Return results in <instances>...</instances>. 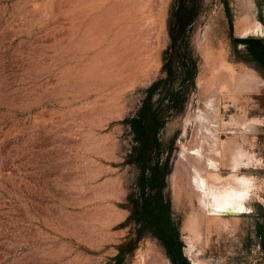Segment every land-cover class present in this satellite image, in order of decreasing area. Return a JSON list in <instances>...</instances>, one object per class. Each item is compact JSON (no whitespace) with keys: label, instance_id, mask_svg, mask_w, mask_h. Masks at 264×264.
<instances>
[{"label":"rangeland","instance_id":"374dc122","mask_svg":"<svg viewBox=\"0 0 264 264\" xmlns=\"http://www.w3.org/2000/svg\"><path fill=\"white\" fill-rule=\"evenodd\" d=\"M185 2L194 20L175 51L178 0H0V264H142L151 245L170 264H264V84L221 96L222 122L242 112L262 120L220 130L253 155L240 171L255 178L250 211L188 253L181 170L172 182L181 145L192 142L186 120L214 74L231 64L264 80L242 43L264 40L242 34L264 26V0ZM149 95L162 124L159 146L142 158L129 122ZM167 220L180 250L167 241Z\"/></svg>","mask_w":264,"mask_h":264},{"label":"bare ground","instance_id":"6f19581e","mask_svg":"<svg viewBox=\"0 0 264 264\" xmlns=\"http://www.w3.org/2000/svg\"><path fill=\"white\" fill-rule=\"evenodd\" d=\"M242 34L263 36L264 26L258 21L251 22L244 27ZM217 58H215L216 62ZM219 61L221 63V60ZM240 71H235L231 64H227L216 74L213 73L215 75L213 78L215 80L212 79L213 86L209 82L212 87L208 85L207 94L200 97L201 109L198 114L186 120L193 126L192 142L188 146L181 145L172 182L175 183L181 170L186 179L187 194L192 208L184 226L188 253L192 252L195 243L202 238H206L208 242L214 231L220 233L224 228H228L230 223L227 217L235 218L237 214L250 211L248 201L252 192H255L256 182L255 178L241 175L240 171L249 165L253 155L245 150L244 142L241 143L238 136L224 139L220 135L222 125H235L245 132L249 125L262 123L259 118H248L245 112H242L238 118L231 117L230 123L221 121V96L224 92L240 94L241 97V94L258 92L264 84V80L253 69L244 68ZM199 84L202 86V83ZM223 172H227V175ZM234 190L247 193L238 205L226 203L224 200V197ZM142 262V264H170L169 258L156 245L149 246L148 251L142 256Z\"/></svg>","mask_w":264,"mask_h":264},{"label":"trees","instance_id":"16d2710c","mask_svg":"<svg viewBox=\"0 0 264 264\" xmlns=\"http://www.w3.org/2000/svg\"><path fill=\"white\" fill-rule=\"evenodd\" d=\"M185 9V0H178V5L176 6L175 14L176 18L174 19V23L171 29V37L173 42L172 46L175 51L177 48L182 46V43L184 42L182 34L194 20V17L185 13ZM242 43L245 44L246 53L250 61L256 62L260 67H264V40L250 38L242 41ZM184 48L185 50H187L188 44L185 45L183 49ZM173 64V61L170 59L168 62H166V65L164 66L167 68L169 74L172 73ZM183 64L184 66H186V64L188 66L192 65L191 67H186L187 79H191L192 81L196 71L195 61L189 59V61H185L183 62ZM155 86L156 84H153L149 88V91H151L152 88ZM150 97L151 95L146 97L139 114L133 119H131V121L129 122L131 131L135 134V138L140 144L138 154L142 158L148 156L153 149H156L159 146L158 133L162 124L160 123L161 121H159V118L152 113V110L149 106ZM174 100L175 96L172 97L171 101L174 103ZM166 222L167 231L165 235L167 241L168 243L170 242L172 246H175L176 248H178V250H180L181 245L179 244L178 236L176 233H174L172 227H170V223L168 222V220ZM158 226H160L159 223ZM160 227L162 229V227L164 226L161 225Z\"/></svg>","mask_w":264,"mask_h":264},{"label":"snow or ice","instance_id":"6c2138e0","mask_svg":"<svg viewBox=\"0 0 264 264\" xmlns=\"http://www.w3.org/2000/svg\"><path fill=\"white\" fill-rule=\"evenodd\" d=\"M247 193L244 192H238L234 190L233 192L227 194L224 197V200L226 203H232L235 205H238L240 201H242L246 197ZM215 199V197H213Z\"/></svg>","mask_w":264,"mask_h":264},{"label":"flooded vegetation","instance_id":"af4514ba","mask_svg":"<svg viewBox=\"0 0 264 264\" xmlns=\"http://www.w3.org/2000/svg\"><path fill=\"white\" fill-rule=\"evenodd\" d=\"M167 245H168V243L166 242V246H167ZM168 255H169V257H172L171 254L168 253ZM185 262H186V261L182 260V261H181V264H185Z\"/></svg>","mask_w":264,"mask_h":264},{"label":"water","instance_id":"95a60500","mask_svg":"<svg viewBox=\"0 0 264 264\" xmlns=\"http://www.w3.org/2000/svg\"><path fill=\"white\" fill-rule=\"evenodd\" d=\"M253 36H257V37H260V38H264V35H253Z\"/></svg>","mask_w":264,"mask_h":264}]
</instances>
